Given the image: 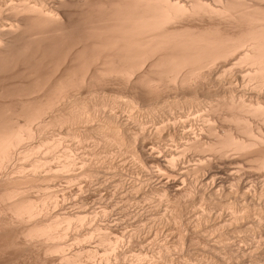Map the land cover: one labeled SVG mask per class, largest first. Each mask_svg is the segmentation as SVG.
I'll use <instances>...</instances> for the list:
<instances>
[{
	"label": "bare ground",
	"instance_id": "1",
	"mask_svg": "<svg viewBox=\"0 0 264 264\" xmlns=\"http://www.w3.org/2000/svg\"><path fill=\"white\" fill-rule=\"evenodd\" d=\"M236 81L254 94L237 93ZM138 109L147 115L140 117ZM122 111L128 112L125 117ZM77 146L84 148L81 160L73 152ZM113 149L134 160L145 158L139 160L145 164L152 158L172 173L188 153H199L201 162L208 153L225 159L235 154L233 161L247 160L256 177L264 175V0H0V264H108L117 255L120 237L110 238L108 228L95 222L86 229L98 213L84 208L83 193L100 172L87 156L101 160ZM202 167L189 173L198 176ZM233 172L228 177L239 184L226 193L234 198L226 204L229 225L253 216L260 223L264 212L256 203H264V194L255 197L248 178L243 183L239 171ZM178 181L165 185L190 196ZM77 192L85 197L79 203L73 200ZM68 203L79 208L65 209ZM92 238L98 247L108 244L104 255L88 247ZM143 251L131 264L152 263ZM170 258L167 264L175 260Z\"/></svg>",
	"mask_w": 264,
	"mask_h": 264
},
{
	"label": "rangeland",
	"instance_id": "2",
	"mask_svg": "<svg viewBox=\"0 0 264 264\" xmlns=\"http://www.w3.org/2000/svg\"><path fill=\"white\" fill-rule=\"evenodd\" d=\"M239 82V84H238ZM235 86L236 92L237 93H245L248 96H252L254 94V90H249L245 86H243V82L236 81ZM242 89V90H241ZM245 90V91H244ZM250 91V93H249ZM247 96V97H248ZM143 111V113L140 112ZM140 112L139 116L143 115L145 117L147 115V112L143 109H138L136 112ZM121 112V115L124 114L127 115L128 112ZM137 112V114H138ZM141 114V115H140ZM160 114V113H159ZM161 116V114H160ZM220 125V122H218ZM82 146H77L73 150L75 155L78 158V160H81L80 157H84V148ZM89 148V149H88ZM92 146H88L86 151L90 152ZM76 149V150H75ZM79 150V151H78ZM111 151V150H110ZM113 153L109 155L110 157H105L101 158V160L94 158L91 153L90 156L88 155V163L94 170L95 173L92 175V178L90 179L91 184L88 185L87 190L85 189L83 191L84 195L86 196V206L84 207L90 214H95L98 213V218L93 220L88 219L87 224H86V229L91 228L93 223L100 224L101 226H105V229H107L109 233L110 238L111 237H120L122 241L120 242L117 255H112L111 260H109L108 264H131L132 261H134V257H136V254L140 251L147 252L150 254L148 255L149 258H151V261L153 264H167L166 257L168 258L171 256L170 260L174 264H264V219L258 223L256 222V218L254 216L251 218L245 217L243 220H240L239 223H235L233 226L232 224L229 225L231 222L230 218H232L230 215L231 211H228L229 208H227L226 204L229 203V201H234V198L227 196L226 193H228L231 189L235 191V189L238 187V178L236 179H231V177H228V174H232V171L234 170L239 171L238 174H240L239 178H241V182L246 180V184L248 185L247 187L250 189L251 194L257 198L260 197V195L264 194V175L259 177L257 174L256 168L253 166H250V163L247 160L244 159H236V161H233L235 154L231 155V157H220L218 158V155L214 157L213 155H208L205 154V158H208L207 161L201 162L199 158H202L201 155L197 152L195 156L193 153H188L190 156L186 158L182 163L179 164L178 168L176 171L172 172H167L165 169H159L160 167L157 165L156 161H154L152 158H147V163L139 162L144 160L145 158L141 159H133V157L129 156H123L122 154H117L115 153V149L112 150ZM61 152V151H60ZM81 152V153H79ZM83 153V154H82ZM81 154V155H80ZM211 154V153H210ZM79 155V156H78ZM116 155V156H115ZM122 155V156H121ZM216 155V154H215ZM92 156V157H91ZM199 156V157H198ZM124 157V158H123ZM198 157V158H197ZM233 157V160H232ZM240 157V156H238ZM237 157V158H238ZM132 158V159H131ZM192 158V159H190ZM211 158V159H209ZM214 158V159H213ZM104 159V160H103ZM114 161H113V160ZM149 159V160H148ZM196 159V160H195ZM221 159V160H220ZM112 160V161H111ZM134 162H133V161ZM152 160V161H151ZM206 160V159H204ZM213 162H212V161ZM229 160V161H228ZM244 160V161H243ZM100 161V162H99ZM102 161V162H101ZM131 161V162H129ZM186 161V162H185ZM222 161V162H221ZM231 161V162H230ZM98 162V163H97ZM128 162V163H127ZM146 162V159L144 160ZM153 162V163H152ZM210 162V163H209ZM215 162H217L215 164ZM240 163V164H237ZM117 163V164H116ZM122 163V164H121ZM130 163V164H129ZM143 163V164H142ZM220 163V164H219ZM150 164V165H149ZM153 166H152V165ZM184 164V165H183ZM199 164V165H198ZM203 165L202 169L204 168L206 170H202L201 172L198 171V176H196L194 172L189 171H196L195 167L197 168L198 166ZM207 164V165H205ZM214 164V165H213ZM231 164V165H229ZM80 164H78L76 169L74 170L75 173L78 174L79 171H81V168L79 167ZM147 165V166H146ZM155 165V166H154ZM219 165V166H218ZM96 166V167H95ZM115 166V167H114ZM121 166V167H120ZM139 166V167H138ZM222 166V168H221ZM231 166V167H230ZM98 167V168H97ZM129 167V168H128ZM149 167V168H148ZM186 167V168H185ZM210 167V168H209ZM105 168V169H104ZM122 168V169H121ZM148 170H147V169ZM190 170H189V169ZM194 168V169H193ZM217 168V170L215 169ZM133 169V170H132ZM153 169V170H152ZM211 169L213 172H211ZM221 169V170H219ZM233 169V170H232ZM120 170V171H119ZM126 172H125V171ZM142 170V171H141ZM147 170V171H146ZM157 170V171H156ZM160 170V171H159ZM181 170V171H180ZM209 170V171H208ZM78 171V172H77ZM137 171V172H136ZM150 171V172H149ZM164 171V172H163ZM188 173H186V172ZM203 171V172H202ZM218 171V172H217ZM228 171L230 173H228ZM248 171L249 174L246 172ZM256 172L253 174L252 172ZM116 172V173H115ZM120 172V173H119ZM130 172V173H129ZM177 172V173H176ZM205 172V173H204ZM208 172L210 175H208ZM220 172V173H219ZM225 172V173H224ZM233 172V173H235ZM243 172V173H242ZM112 173V174H111ZM123 173V174H121ZM128 173V175H127ZM167 173V174H166ZM171 173V174H170ZM193 173V174H192ZM219 173V174H218ZM242 173V175H241ZM251 173V174H250ZM108 174V175H107ZM111 174V175H110ZM119 174V175H118ZM157 175V176H154ZM159 174V175H158ZM166 174V175H165ZM173 174V175H172ZM178 174V175H177ZM190 174V175H189ZM207 174V177H206ZM237 174V172H236ZM237 174V175H238ZM245 174V177H244ZM253 174V175H252ZM113 175V176H112ZM117 175V176H116ZM133 175V177H132ZM176 177H175V176ZM183 175V176H180ZM194 175V176H193ZM201 175V176H200ZM107 176V177H106ZM110 176V177H109ZM129 176V177H128ZM140 176V177H139ZM152 176V177H151ZM178 176H180L178 178ZM196 176V177H195ZM91 177V176H89ZM127 177V178H125ZM156 177V178H155ZM170 177V178H169ZM173 177V178H172ZM219 177V178H218ZM222 177V178H221ZM263 177V178H262ZM79 178V177H78ZM99 178V179H98ZM109 178V179H108ZM122 178V180H121ZM131 180H130V179ZM138 178V179H136ZM155 178V179H154ZM193 178V179H192ZM246 178V179H245ZM129 179V180H128ZM143 179V180H142ZM146 179V180H145ZM149 180V182L147 181ZM154 179V180H153ZM166 179V180H165ZM173 179H179L180 186H185L187 189L189 188L190 196H179L176 195L174 190L170 187H166V181H171ZM195 179V181H194ZM124 180V181H123ZM133 180V181H132ZM141 180V181H140ZM188 180V181H187ZM190 180V181H189ZM192 180V182H191ZM201 180V181H200ZM211 180V181H210ZM213 180V181H212ZM217 180V181H216ZM222 180V181H221ZM249 180V181H248ZM260 180V181H259ZM95 181V182H94ZM144 181V182H143ZM160 181V182H159ZM228 181V182H226ZM240 181V179H239ZM79 182V180H78ZM107 182V183H106ZM129 182V183H128ZM153 182V183H152ZM159 182V184L157 183ZM186 182V184H185ZM212 182V183H211ZM251 182V183H250ZM260 182V183H259ZM125 183V184H124ZM152 183V184H151ZM203 185H201V184ZM214 183V184H213ZM218 183V184H217ZM238 183V184H237ZM244 183V182H243ZM259 183V184H258ZM197 184V185H196ZM199 184V185H198ZM206 184V185H205ZM216 184V185H215ZM227 184V185H226ZM263 184V185H262ZM105 187H104V186ZM136 185V186H135ZM140 185V186H139ZM152 185V186H151ZM215 185V186H214ZM256 185V186H254ZM93 186V187H92ZM146 186V188H145ZM148 186V187H147ZM162 186H164V189ZM206 186V187H205ZM211 186V187H210ZM59 187H62L60 184ZM132 187V188H131ZM137 187V188H136ZM155 187V188H154ZM192 187V188H191ZM202 187V188H201ZM214 187V188H213ZM218 187V188H216ZM230 187V188H229ZM252 187V188H251ZM93 188V189H92ZM112 188V189H111ZM116 188V189H115ZM169 188V189H168ZM222 188V189H221ZM254 188V190H253ZM120 189V190H119ZM146 189V190H145ZM195 191H194V190ZM225 189V190H224ZM258 189V190H257ZM132 190V191H131ZM152 190V191H151ZM155 190V191H154ZM158 190V192H157ZM193 190V191H192ZM216 190V191H215ZM227 190V191H226ZM229 190V191H228ZM253 190V191H252ZM89 191V192H88ZM127 191V192H125ZM130 191V192H129ZM134 191V192H133ZM165 191L168 192V197H165L164 193ZM198 191V192H197ZM258 191V192H257ZM107 192V193H106ZM113 192V193H112ZM118 192V193H117ZM153 192V193H152ZM160 192H163V196ZM203 192V193H202ZM218 192V193H217ZM81 193V192H80ZM79 192L74 194L73 200L75 202H78L79 199L81 200L82 198H85L83 193L80 195ZM87 193V194H85ZM90 193V195H89ZM101 193V194H100ZM112 193V194H111ZM125 193V194H124ZM128 193V194H127ZM147 193V194H145ZM174 193V194H173ZM221 195H220V194ZM99 194V195H98ZM115 194V195H114ZM117 194V195H116ZM139 194V195H138ZM141 194V195H140ZM152 194V195H151ZM195 194V195H194ZM197 194V196H196ZM203 194L202 196H200ZM208 194V195H207ZM224 194V195H222ZM80 195V196H79ZM83 195V196H82ZM150 195V196H149ZM163 198H161V196ZM173 195V196H172ZM207 195V196H206ZM216 195V196H214ZM220 195V196H219ZM115 196V197H114ZM124 196V197H123ZM137 196V197H136ZM159 196L161 198V201H158ZM177 196H179L177 198ZM195 196V197H194ZM205 196V197H204ZM218 196V197H217ZM109 197V198H108ZM117 197V198H116ZM176 197V199L174 198ZM182 197V198H181ZM185 197V198H184ZM192 197V198H190ZM211 197V198H210ZM221 197V198H220ZM264 197V195L262 196ZM126 198V199H125ZM135 198H137L135 200ZM143 198V199H142ZM164 198H169V199H164ZM197 198V199H196ZM205 198V199H204ZM220 198V199H219ZM233 198V199H232ZM95 199V200H94ZM101 199V200H100ZM114 199V200H113ZM130 199V200H129ZM145 199V200H144ZM178 199V200H177ZM192 199V200H191ZM201 199V201H200ZM212 199V200H211ZM227 199V200H226ZM72 200V202H74ZM100 200V201H99ZM122 200V202H121ZM126 200V201H125ZM129 200V201H128ZM150 200V201H149ZM176 200V202H175ZM180 200V201H179ZM186 200V201H184ZM206 200V201H204ZM220 200V201H218ZM221 200H223L221 202ZM242 204L241 199H239ZM91 201V202H90ZM149 201V202H148ZM153 201V202H152ZM155 201V202H154ZM157 201V202H156ZM166 203H165V202ZM168 201V202H167ZM178 201V202H177ZM197 201V202H196ZM200 201V202H199ZM215 201V202H214ZM228 201V202H227ZM250 201V200H249ZM263 201V199H262ZM261 201V202H262ZM80 202V201H79ZM78 202V203H79ZM131 202V203H130ZM160 202V203H158ZM186 202V203H184ZM190 202V203H189ZM196 204H195V203ZM203 202V203H202ZM212 204H211V203ZM76 203V204H78ZM92 203V204H91ZM120 203V204H119ZM141 203V204H140ZM157 203V204H154ZM182 203V204H181ZM203 205H202V204ZM210 203V204H209ZM249 205L251 204L250 202H247ZM71 204V205H70ZM68 203L65 206H71L74 207L75 209L79 208L75 203L73 205L72 203ZM90 204V205H89ZM105 204V205H104ZM131 204V205H130ZM140 204V205H139ZM159 204V205H158ZM193 204V205H192ZM216 204V205H214ZM256 207L263 209L264 212V203L257 202ZM64 204H62L63 206ZM93 205V206H92ZM112 205V206H111ZM115 205V206H113ZM122 205V206H121ZM129 205V206H128ZM180 205V206H179ZM201 205V206H200ZM220 205V207L218 206ZM99 206V207H98ZM111 206V207H110ZM152 206V207H151ZM160 206V207H159ZM167 206V207H165ZM175 206V207H173ZM184 208H183V207ZM204 206V207H203ZM223 206V209H221ZM254 206V205H250ZM64 207V206H63ZM71 207H68L71 209ZM81 207V206H80ZM129 207V208H128ZM143 207V208H142ZM164 207V208H163ZM190 207V208H189ZM213 207V208H212ZM67 208V209H68ZM83 208V209H84ZM106 208V209H105ZM123 208V209H122ZM150 208V210H149ZM180 208V209H179ZM182 208L183 213H182ZM193 208V209H192ZM202 208V209H201ZM207 208V209H206ZM218 208V209H217ZM258 208V209H259ZM76 209V211H77ZM105 209L107 210V215L102 214V210ZM144 209V210H143ZM147 209V210H146ZM158 209V210H157ZM187 209V210H186ZM201 209V210H200ZM211 209V210H210ZM214 211L217 210V211ZM226 209V210H225ZM63 210V209H62ZM101 210V211H100ZM111 210V211H110ZM141 210V211H140ZM154 210V211H153ZM179 210V211H178ZM193 210V212H192ZM195 210V211H194ZM199 210V211H198ZM223 210V211H222ZM116 211V212H115ZM128 211V212H127ZM134 211V212H132ZM165 211V212H164ZM176 211V212H175ZM204 213H203V212ZM138 212V213H137ZM141 212V213H140ZM149 212V214H148ZM162 212V213H161ZM186 212V213H185ZM199 214H198V213ZM218 212V214H217ZM221 212V213H220ZM133 213V214H132ZM136 213V214H135ZM140 213V214H139ZM144 213V214H143ZM164 213V214H163ZM170 213V214H169ZM175 213V214H174ZM200 213H202L200 215ZM220 213V214H219ZM229 213V214H228ZM117 214V215H116ZM124 216H123V215ZM126 214V215H125ZM147 214V216H146ZM152 214V215H151ZM168 214V215H167ZM189 214V215H188ZM210 215V217L208 215ZM216 214V215H215ZM111 215V217H110ZM114 215V216H113ZM122 215V217H121ZM136 215V216H135ZM151 217H150V216ZM162 215V216H161ZM182 215V216H181ZM220 215V216H219ZM223 215V216H222ZM228 215V216H227ZM116 216V218H115ZM129 216V217H127ZM146 216V217H145ZM155 216V217H154ZM177 218H176V217ZM179 216V217H178ZM194 216V217H193ZM198 216V217H197ZM206 216V217H205ZM103 217V218H102ZM113 217V218H112ZM120 217V218H119ZM139 217V218H138ZM149 217V220H148ZM159 217V218H158ZM183 217V218H181ZM197 217V218H196ZM212 217V218H211ZM220 217V218H219ZM224 217V218H223ZM256 217V216H255ZM132 218V220L130 219ZM136 220H135V219ZM158 218V219H157ZM206 218V219H205ZM228 218V219H227ZM247 218V220H245ZM254 218V219H253ZM109 219V220H108ZM125 219V220H124ZM160 219V220H159ZM163 219V220H162ZM183 219V220H181ZM200 219V220H199ZM217 219V220H216ZM97 220V221H96ZM103 220V221H102ZM121 220V221H120ZM155 220V221H154ZM197 220V221H196ZM206 220V221H205ZM222 220V221H221ZM228 220V221H226ZM246 222H245V221ZM254 220V221H253ZM90 221V222H89ZM107 221V222H106ZM120 221V222H119ZM147 221V222H146ZM164 221V222H163ZM181 221V222H180ZM187 221V224H186ZM204 221V222H203ZM214 221V222H213ZM218 223H217V222ZM220 221V222H219ZM230 221V222H229ZM253 221V222H252ZM114 222V223H113ZM125 222V223H124ZM140 222V223H139ZM160 222V223H159ZM172 222V223H171ZM185 222V223H184ZM203 222V223H202ZM229 222V223H228ZM248 222V223H247ZM89 223V224H88ZM94 223V224H95ZM102 223V224H101ZM111 223V224H110ZM123 223V224H122ZM153 225H152V224ZM170 223V224H169ZM176 223V224H175ZM182 223V224H180ZM201 223V224H200ZM207 223V224H206ZM212 223V224H211ZM227 223V224H224ZM253 223V224H252ZM109 224V225H108ZM134 224V225H133ZM144 227H143V225ZM160 224V225H159ZM168 224V225H167ZM218 224V225H217ZM245 224V225H244ZM250 224V225H249ZM255 224V225H254ZM261 224V225H260ZM88 225V226H87ZM136 225V226H135ZM174 227H173V226ZM180 225H182L180 227ZM196 225V226H194ZM214 225V226H213ZM224 225V226H223ZM227 225V226H226ZM239 225V226H238ZM247 225L249 226L247 228ZM125 226V227H123ZM189 226V227H188ZM201 226V228H200ZM238 226V227H237ZM128 227V228H127ZM133 227V228H132ZM141 227V228H140ZM180 227V228H179ZM198 227V228H197ZM215 227V228H214ZM222 227V228H221ZM234 227V229H233ZM236 227V228H235ZM244 227V228H243ZM254 227V228H253ZM256 227V228H255ZM258 227V229H257ZM263 227V228H262ZM150 228V229H149ZM167 228V229H166ZM194 228V229H193ZM219 228V229H218ZM238 228V229H237ZM252 228V229H251ZM262 228V229H261ZM125 229V230H124ZM139 229V230H136ZM141 229V230H140ZM164 229V230H162ZM182 229V230H181ZM243 229V230H242ZM248 229V230H245ZM255 229V230H254ZM134 230V231H133ZM152 230V231H151ZM198 230V231H197ZM216 230V231H215ZM236 230V231H235ZM242 230V231H241ZM258 230V232L256 231ZM263 230V231H262ZM165 231V232H164ZM178 231V232H177ZM180 231V232H179ZM229 231V232H228ZM235 231V232H234ZM255 232L253 235L252 232ZM129 232V233H128ZM172 232V233H171ZM185 232V233H184ZM195 232V233H194ZM200 234H198V233ZM202 232H205L201 234ZM216 232V233H215ZM221 232V233H220ZM243 232V233H242ZM250 232V233H249ZM112 233V234H111ZM125 233V234H124ZM132 233V234H131ZM134 233V234H133ZM145 233V234H144ZM151 233V234H150ZM188 233V234H187ZM193 237H192V235ZM215 233V234H214ZM236 233V234H235ZM258 233V234H257ZM139 234V235H138ZM167 234V235H166ZM207 234V235H206ZM232 234V235H231ZM123 235V236H122ZM127 235V236H125ZM136 235V236H135ZM209 235V237H208ZM234 235V236H233ZM250 235V236H248ZM143 236V237H142ZM158 238H157V237ZM164 236V237H163ZM185 238L183 239V237ZM196 236V238H195ZM240 236V237H239ZM253 238H252V237ZM259 236V238H258ZM72 237V236H71ZM132 237V238H131ZM169 237V239H168ZM189 237V238H188ZM201 237V238H200ZM205 237V238H204ZM243 237V238H242ZM262 237V238H261ZM112 238V239H113ZM128 238V239H127ZM138 238V239H137ZM146 238V239H145ZM164 238V239H163ZM182 240H179L181 239ZM211 238V239H210ZM224 238V239H223ZM252 240H251V239ZM255 238V239H254ZM136 239V240H135ZM186 239V240H185ZM189 239V240H188ZM214 241H213V240ZM219 239V240H218ZM241 239V240H240ZM150 240V241H149ZM153 240V241H152ZM168 244L169 246V253L167 255V252H163V247L165 244ZM193 240V241H192ZM199 240V242H198ZM201 240V241H200ZM207 240V241H206ZM238 240V241H237ZM248 240V241H247ZM262 240V241H261ZM72 241V242H71ZM129 241V242H128ZM134 241V242H133ZM170 241V242H169ZM176 241V242H175ZM179 241V242H178ZM180 241L182 244H180ZM189 241V242H188ZM212 241V242H211ZM221 241V242H218ZM240 241V242H239ZM252 241V242H251ZM72 245H74V239L70 238L69 240ZM89 242V243H88ZM87 242V245L89 248H98V256H102V252H106L105 249L107 248L108 244H102L98 247V242L96 238H92ZM172 242V243H171ZM194 242V243H193ZM205 242H207L205 244ZM224 242V243H223ZM250 242V243H249ZM255 242V243H254ZM260 242V243H259ZM128 243V244H127ZM174 243V244H173ZM199 243V244H198ZM204 243V244H203ZM257 243V244H256ZM95 244V245H94ZM180 244V245H178ZM204 246H203V245ZM225 244V245H224ZM228 244V245H227ZM232 244H234L232 246ZM236 244V245H235ZM250 244V245H249ZM262 244V245H261ZM140 245V246H139ZM144 245V246H143ZM154 247H153V246ZM157 245V247H155ZM159 245V246H158ZM187 245V246H186ZM191 245V247H189ZM212 245V246H211ZM239 245V246H238ZM255 245V246H253ZM74 245L73 247H75ZM94 246V247H93ZM177 246V247H176ZM198 246L200 250L198 251ZM206 246V248H205ZM243 246V247H242ZM259 246V247H258ZM261 246V247H260ZM104 250H101L103 249ZM138 247V248H137ZM160 249H159V248ZM179 247V248H178ZM183 247V248H181ZM194 247V248H193ZM197 247V248H196ZM218 247V248H217ZM237 247V248H236ZM134 248V249H133ZM136 248L138 250H136ZM152 248V249H151ZM213 248V249H212ZM234 248V249H233ZM128 249V250H127ZM172 249V250H171ZM188 249V250H187ZM194 249V250H193ZM237 249V250H236ZM246 249V250H244ZM121 250V251H120ZM130 250V251H129ZM140 250V251H139ZM166 250V249H164ZM191 250V251H189ZM205 250V251H204ZM260 250V251H259ZM102 251V252H101ZM128 251V252H127ZM177 251V252H176ZM193 251V253H192ZM201 251H203L201 253ZM226 251V252H225ZM248 251V252H247ZM257 251V252H256ZM153 252V253H152ZM180 252V253H179ZM191 252V253H189ZM212 254H211V253ZM218 252V253H217ZM135 253V254H134ZM157 253V254H155ZM165 253V254H164ZM177 253V254H176ZM189 253V254H188ZM202 255H201V254ZM205 255H204V254ZM223 253V254H222ZM235 253V254H234ZM258 253V254H257ZM122 254V255H121ZM164 254V255H163ZM180 254V255H179ZM220 254V255H219ZM227 256H226V255ZM241 254V255H240ZM244 254V256H243ZM120 255V256H119ZM167 255V256H166ZM173 255V256H172ZM176 255V256H175ZM193 255V256H192ZM214 255V256H213ZM230 255V256H229ZM232 255V256H231ZM261 255V256H260ZM134 256V257H133ZM165 256V260L162 258ZM181 256V257H180ZM190 256V257H189ZM114 257V258H113ZM153 257V258H152ZM162 257V258H160ZM179 257V258H178ZM195 257V258H194ZM199 257V259H198ZM202 257V258H200ZM186 258V259H185ZM235 258V259H234ZM124 259V260H123ZM130 259V260H129ZM155 259V260H154ZM188 259V260H187ZM203 259V260H202ZM217 259V260H216ZM219 259V260H218ZM239 259V260H238ZM248 259V260H247ZM187 260V261H186ZM205 260V261H204ZM225 260V261H224ZM228 260V261H227ZM230 260V261H229ZM236 262H235V261ZM247 262H246V261ZM250 260V262H249ZM262 260V261H261ZM115 261V262H114ZM120 261V262H118ZM154 261V262H153ZM157 261V262H156ZM165 261V262H164ZM174 261V262H173ZM177 261V262H176ZM185 261V262H184ZM210 263H208V262ZM224 261V262H223ZM232 261V263H231ZM163 262V263H162ZM183 262V263H182ZM197 262V263H196ZM107 263V262H106ZM34 264V263H31ZM139 264V263H138Z\"/></svg>",
	"mask_w": 264,
	"mask_h": 264
}]
</instances>
